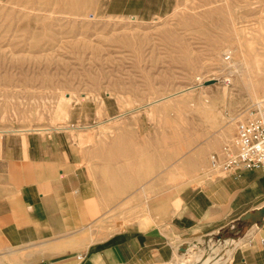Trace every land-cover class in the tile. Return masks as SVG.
I'll list each match as a JSON object with an SVG mask.
<instances>
[{
	"label": "rangeland",
	"instance_id": "374dc122",
	"mask_svg": "<svg viewBox=\"0 0 264 264\" xmlns=\"http://www.w3.org/2000/svg\"><path fill=\"white\" fill-rule=\"evenodd\" d=\"M257 101L264 0H0V133L179 124L199 141L234 131ZM244 232L191 244L173 264L215 246L225 263Z\"/></svg>",
	"mask_w": 264,
	"mask_h": 264
},
{
	"label": "crops",
	"instance_id": "0c3cea01",
	"mask_svg": "<svg viewBox=\"0 0 264 264\" xmlns=\"http://www.w3.org/2000/svg\"><path fill=\"white\" fill-rule=\"evenodd\" d=\"M160 128L0 133V264H173L241 229L222 264H264V169L211 162L225 160L236 125L199 141Z\"/></svg>",
	"mask_w": 264,
	"mask_h": 264
},
{
	"label": "built area",
	"instance_id": "2783aa9c",
	"mask_svg": "<svg viewBox=\"0 0 264 264\" xmlns=\"http://www.w3.org/2000/svg\"><path fill=\"white\" fill-rule=\"evenodd\" d=\"M222 152L226 155L219 162L217 154L211 156L216 168L264 169V102H255L248 110L241 113L236 125V140L233 144H225ZM264 246V239L262 240Z\"/></svg>",
	"mask_w": 264,
	"mask_h": 264
},
{
	"label": "bare ground",
	"instance_id": "6f19581e",
	"mask_svg": "<svg viewBox=\"0 0 264 264\" xmlns=\"http://www.w3.org/2000/svg\"><path fill=\"white\" fill-rule=\"evenodd\" d=\"M227 242H230L231 243L232 241H229L228 240ZM212 248H213V245H212ZM212 251H213V254H207L206 256H202V254L199 255L198 258H197V261L198 262L197 261H195V262H188L186 264H222L224 261L223 262L221 261L222 254H220V248H219V246H215L212 249ZM182 259L183 258H181V256L179 255V258L177 260L178 263H180L182 261ZM177 261H176V263H177Z\"/></svg>",
	"mask_w": 264,
	"mask_h": 264
},
{
	"label": "water",
	"instance_id": "95a60500",
	"mask_svg": "<svg viewBox=\"0 0 264 264\" xmlns=\"http://www.w3.org/2000/svg\"><path fill=\"white\" fill-rule=\"evenodd\" d=\"M264 212V209H262L261 213ZM253 214L252 213H248L247 217H250L252 216Z\"/></svg>",
	"mask_w": 264,
	"mask_h": 264
}]
</instances>
